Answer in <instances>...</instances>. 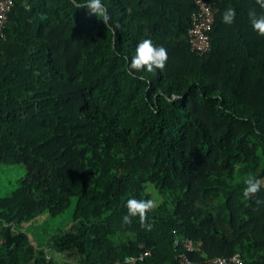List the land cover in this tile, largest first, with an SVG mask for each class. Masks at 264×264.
<instances>
[{
  "label": "trees",
  "instance_id": "obj_1",
  "mask_svg": "<svg viewBox=\"0 0 264 264\" xmlns=\"http://www.w3.org/2000/svg\"><path fill=\"white\" fill-rule=\"evenodd\" d=\"M12 1L0 35V264H52L46 242L69 264H178L175 239L201 242L194 261L264 264V186L243 196L247 175L264 178V34L248 15L264 14L258 0H205L202 54L189 44L194 0H103L108 25L73 0ZM144 38L167 49L162 69L129 70ZM129 197L157 201L143 224L123 222ZM38 217L71 227L20 229Z\"/></svg>",
  "mask_w": 264,
  "mask_h": 264
},
{
  "label": "clouds",
  "instance_id": "obj_2",
  "mask_svg": "<svg viewBox=\"0 0 264 264\" xmlns=\"http://www.w3.org/2000/svg\"><path fill=\"white\" fill-rule=\"evenodd\" d=\"M261 7H264V0H258ZM76 8H84L90 14H95L105 25H108L111 17L103 0H83V3L78 0H73ZM250 17L251 26L259 34H264V14H257L254 10H250L248 13ZM235 16V11L232 8H228L222 14V20L225 23H232ZM168 58L167 49L163 45H154L151 38H144L137 42L135 46V54L131 57L128 68L129 70H141L147 72H153L156 69H162L165 61ZM243 196L245 198H251L262 186H264V178L249 174L243 180ZM260 201L257 200V203ZM125 206L127 213L123 215L122 220L124 223H130L131 218L139 216L141 223L143 224L147 211L154 209L157 206V201L154 199H136L135 197H129ZM150 228L151 225H145Z\"/></svg>",
  "mask_w": 264,
  "mask_h": 264
},
{
  "label": "built area",
  "instance_id": "obj_3",
  "mask_svg": "<svg viewBox=\"0 0 264 264\" xmlns=\"http://www.w3.org/2000/svg\"><path fill=\"white\" fill-rule=\"evenodd\" d=\"M196 9L191 14L188 37L190 49L198 54H202L210 49L209 29L213 21L214 9L205 0H194ZM12 0H0V35L4 37L5 26L8 21V13L11 10ZM175 244L182 243L184 250L177 254L178 264H244L239 253L229 256H218L205 261H194L188 257V251L199 248L201 242L193 243L190 239H175ZM149 255V250H144L138 254L128 255L125 262H135Z\"/></svg>",
  "mask_w": 264,
  "mask_h": 264
},
{
  "label": "rangeland",
  "instance_id": "obj_4",
  "mask_svg": "<svg viewBox=\"0 0 264 264\" xmlns=\"http://www.w3.org/2000/svg\"><path fill=\"white\" fill-rule=\"evenodd\" d=\"M180 100L183 102L184 101V97L180 96ZM157 199H159V197H157ZM47 216L44 215L43 219L46 218ZM49 224V225H47ZM55 225H58L57 228H63V229H68L71 227V224L68 223L65 220H60L58 221L56 224H54L53 222H43L42 218L38 217V220L34 221L32 225L27 226L26 224L24 225H20L19 227H21L20 229H27L29 231H35L36 234L40 233L41 231H43V229H50V227H55ZM11 229L15 230L14 226L12 225ZM32 232L28 233V243L30 245H32L36 251L37 248V243L36 241L33 240L32 238ZM1 242V239H0ZM44 252H45V257L46 259H53V263L52 264H69L71 262L75 261L74 257H66L65 255H58L56 254L54 251H52L49 247H48V242L44 243L42 245ZM23 264V263H20Z\"/></svg>",
  "mask_w": 264,
  "mask_h": 264
}]
</instances>
